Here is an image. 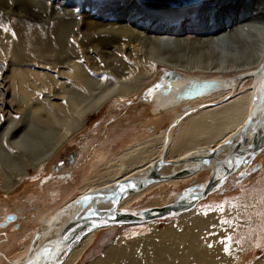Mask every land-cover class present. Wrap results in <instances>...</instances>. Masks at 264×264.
<instances>
[{
  "label": "bare ground",
  "instance_id": "6f19581e",
  "mask_svg": "<svg viewBox=\"0 0 264 264\" xmlns=\"http://www.w3.org/2000/svg\"><path fill=\"white\" fill-rule=\"evenodd\" d=\"M4 48L9 50L4 56L6 61L14 52L12 62H30L26 65L47 71L16 69L5 81V90L6 85L0 82V165L8 169L0 171V187L5 194H13L25 178L46 172L68 142L87 129L89 116L113 100H135L139 105L134 108H149L155 114L183 108L185 116L175 117L169 126L149 138L137 141L135 137L137 143L120 145L121 149L110 158L103 157L105 165L82 182L78 195L57 207L27 234L28 245L21 255L9 256L5 247L10 243L19 245L15 238L22 228L7 234L0 229V255L6 256L5 264H24L57 235L77 210L67 206L85 194L140 177L160 159L163 164L159 172L171 174L190 166L184 162L186 158L209 153L216 159L223 157L228 142L249 121L254 80L264 65V0H199L180 7L161 0H0V53ZM160 68L162 75H158ZM1 74L0 69V80ZM166 74L170 77L163 80ZM58 78L68 79V91L63 89L59 94L54 90L58 88ZM194 78L227 80L229 86L193 100H176L177 90ZM83 79L89 88L83 87L70 96L73 83ZM40 86L57 93L51 92L43 100L42 110L52 114L49 123L43 122L45 117L35 108L27 119L22 116L30 108L33 90ZM151 88L154 94L148 93ZM160 88L170 91L163 94ZM10 92L16 95L10 97ZM64 94L72 104L70 114L65 112L68 102H52L64 100ZM34 114H38V120ZM263 156L264 147L252 162L244 159L240 170L247 172ZM202 172H208L209 177V171L198 170L185 177L149 184L127 197L119 211L165 205L185 189L164 204L165 198L159 196L162 193L154 194L157 189L190 183L189 187L200 186L205 181L198 183L194 178ZM246 183L241 182L240 188H246ZM245 188L241 191L242 203L257 210L259 226L264 220V185ZM142 196L151 197L142 208L128 207ZM111 206L110 201L92 199L82 213L105 211ZM197 211L182 214L169 229L194 219ZM143 224L128 225L126 232L88 264H97L108 256L127 259L133 252L120 246L122 240L137 231L163 230L157 222ZM97 230L76 243L61 264H80ZM260 236L264 237V231Z\"/></svg>",
  "mask_w": 264,
  "mask_h": 264
},
{
  "label": "rangeland",
  "instance_id": "374dc122",
  "mask_svg": "<svg viewBox=\"0 0 264 264\" xmlns=\"http://www.w3.org/2000/svg\"><path fill=\"white\" fill-rule=\"evenodd\" d=\"M8 53L9 50L5 48L4 53H0L2 73L0 82L6 85L4 90L8 86L5 81L9 80L8 77L13 72L16 73V69L47 72L38 67L26 65L30 62H12L14 52L10 53L6 61L4 56ZM162 70L163 68L158 70V75H162ZM85 81L83 79L79 82L82 84L73 83L75 85L70 91V96L81 92L83 87L89 88ZM55 84L58 88L54 90L59 94L63 89L65 91L70 89L67 78H58ZM39 88L41 89L33 90L30 108H26L22 116L27 119V115L35 108L41 116L43 115V118L45 117L43 122L46 120L49 123L52 114L48 115L42 110L43 100L49 97L51 92L57 93L52 88L43 86ZM65 94L62 95L64 100H52V102L56 104L68 102L65 112L70 114L72 104ZM15 95L16 93L10 92V97ZM71 102L77 104V100L71 99ZM137 105L139 104L135 100L124 103L116 99L109 102L102 110L91 114L87 129L61 150L64 152L69 146L76 147L78 154L71 165L57 164V161L62 159L63 153L60 152L48 165L49 169L46 172L39 176L25 178L13 194H5L0 187V220L8 214L20 215L18 224L14 228L16 230L22 228L21 233L15 238L19 245L10 243L5 248L9 255H21L25 252L22 249L23 247L26 249L28 245L25 241L27 234L39 227L57 207L78 195V188L82 182L91 173L105 165V161L101 160L103 157L110 158L121 149L120 145L135 144L137 141L149 138L151 134L169 126L175 117L184 116L183 108L155 114L149 108H134ZM34 118L38 120V114H34ZM256 162L247 169L248 175L245 178L239 180V175H234L221 190L200 202L194 209L198 210L194 219L176 224L171 229H169L171 223L179 219L181 215L166 220L147 222H157V226L163 230L150 232L148 229L133 232L129 238L120 242L121 247L133 252L131 257L117 259L108 256L97 264H264V237L260 236L261 231H264V220L258 226V212L243 205L241 191L245 187L240 188L243 181L247 182L245 189L248 190L264 185V156ZM0 171L8 172V169L0 165ZM207 178L208 172H202L194 179L200 183ZM190 185L191 183L163 190L157 189L154 194H164L159 195L165 198L164 204ZM151 197L142 196L138 202L128 207L142 208L147 198ZM220 205H223V211ZM128 229L129 226H120L97 230L94 233L92 246L83 256L80 264H88L97 259ZM228 237H231V240H228ZM226 246L229 247L228 252L224 250ZM0 262L3 264L1 259Z\"/></svg>",
  "mask_w": 264,
  "mask_h": 264
},
{
  "label": "water",
  "instance_id": "95a60500",
  "mask_svg": "<svg viewBox=\"0 0 264 264\" xmlns=\"http://www.w3.org/2000/svg\"><path fill=\"white\" fill-rule=\"evenodd\" d=\"M169 2L171 7H180L196 3L199 0H161ZM169 75L163 76V80L169 79ZM264 65L257 71L254 80V95L251 106V114L245 128L228 142L227 152L222 158L212 157V153L203 157L186 158L184 162L190 166L171 174L159 172L163 160L156 161L153 166L142 176L132 177L120 183L108 186L101 191L90 192L75 200L73 205L67 208L77 207L76 212L59 229L57 235L42 244L24 264H61L69 255L71 248L91 231L107 227H120L143 224L152 221L166 220L178 217L195 209L200 202L210 195L221 190L236 173L239 180L248 175L246 170H240L244 165V159L252 162L264 147ZM227 80H199L191 79L180 87L176 94V100H193L207 96L220 89L228 88ZM151 88L148 93L154 94ZM163 94H168L169 89L160 88ZM221 151H223L221 149ZM217 153V152H216ZM246 162V161H245ZM250 169V168H249ZM198 170L209 171L208 179L202 185L192 186L180 193L171 202L145 210L120 212V204L129 196L137 193L149 184L166 181L173 178L185 177ZM240 170V171H239ZM124 186L121 190V186ZM85 197H89L85 200ZM92 199L102 202L110 201L111 208L105 211H96L83 214L84 206ZM14 217H8V220ZM47 249V252L44 250Z\"/></svg>",
  "mask_w": 264,
  "mask_h": 264
},
{
  "label": "flooded vegetation",
  "instance_id": "af4514ba",
  "mask_svg": "<svg viewBox=\"0 0 264 264\" xmlns=\"http://www.w3.org/2000/svg\"><path fill=\"white\" fill-rule=\"evenodd\" d=\"M61 153H63L62 154V159H60L59 161H57V164L60 166H62V165H71V163H73L74 161H75V158H76V156H77V154H78V151L76 152V147H72V146H69V147H67V149H65V151L63 152H61ZM73 160V161H72ZM57 165V166H58ZM56 166V167H57ZM14 217V219H10V220H8V217ZM18 217H20V215H15V214H8V215H6V216H4L3 217V219H1L0 220V229H3L4 231H3V233L5 234H7V233H11V232H13V231H19L20 229H15L14 228V226L16 225V224H18V222H17V220H18ZM17 222V223H16ZM19 223H21V221L19 220ZM12 225H14V226H12ZM11 227V228H10ZM3 234V235H4ZM4 236H6V235H4ZM5 248H7V247H5ZM7 251V250H6ZM8 252V251H7ZM7 255H9V254H7ZM9 256H12V255H9ZM8 256V257H9ZM11 258V257H10ZM0 259H1V261L5 264L6 262H5V260L4 259H6V256H3V255H0ZM12 259V258H11ZM0 264H2L1 262H0Z\"/></svg>",
  "mask_w": 264,
  "mask_h": 264
},
{
  "label": "snow or ice",
  "instance_id": "6c2138e0",
  "mask_svg": "<svg viewBox=\"0 0 264 264\" xmlns=\"http://www.w3.org/2000/svg\"><path fill=\"white\" fill-rule=\"evenodd\" d=\"M5 31H9V29L5 28ZM157 87H160V85H157ZM262 87H264V82H262ZM123 188H124V186L122 185L121 186V190H123ZM88 199H89V197H85V200H88ZM209 207H211V206H209ZM220 209H221V211H223V205H220ZM226 223H227V221H226ZM228 240H231V237H228ZM224 250L226 252H228L229 251V247L226 246ZM44 251L47 252V249H45Z\"/></svg>",
  "mask_w": 264,
  "mask_h": 264
}]
</instances>
